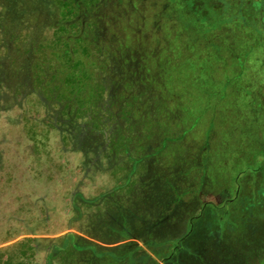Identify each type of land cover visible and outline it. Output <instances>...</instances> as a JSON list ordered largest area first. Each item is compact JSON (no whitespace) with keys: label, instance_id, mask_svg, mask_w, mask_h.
<instances>
[{"label":"rangeland","instance_id":"1","mask_svg":"<svg viewBox=\"0 0 264 264\" xmlns=\"http://www.w3.org/2000/svg\"><path fill=\"white\" fill-rule=\"evenodd\" d=\"M61 1L0 0V248L61 264L70 234L97 264H264V0L212 23L184 0L73 20ZM150 48L164 72L134 67Z\"/></svg>","mask_w":264,"mask_h":264},{"label":"trees","instance_id":"2","mask_svg":"<svg viewBox=\"0 0 264 264\" xmlns=\"http://www.w3.org/2000/svg\"><path fill=\"white\" fill-rule=\"evenodd\" d=\"M92 1H94V0H62L60 3L64 6V8L66 10L64 15L65 16L67 15L68 20H73L74 17H80L81 12L83 11V9H85V7H88L86 5L89 4ZM184 2L186 4L187 3H190V4L192 3L196 7L195 10L192 9V8H191V11L187 10L186 15L189 16V19L192 17L193 14H194L193 16H195V14H198V12H202V14L205 17L204 22L207 21L208 23L209 22L210 23L214 22L215 19L218 20L219 19L218 17H221L219 20L225 19L226 18V14H225L226 10L228 12L229 9H230L231 13L232 12L233 13L241 12V15L243 14L244 17L245 16H251L252 14L254 15L257 12V10H258L257 9L258 8V3L254 2L253 0H201V2L199 0H184ZM230 4H232V9H231ZM83 5L85 7H82ZM178 6H179V4L177 5V8H178ZM199 6L201 7L200 10L198 9ZM174 7H175V8H173V10H175L174 12H176L177 14L181 13V11H177L176 10V6L175 5H174ZM237 7L240 8V10ZM243 7H244V9H242ZM252 10L254 12H251ZM222 12H223V16L221 15ZM248 13H249V15H248ZM177 17L178 16H175V21L178 20ZM236 21L238 22V19ZM238 24L239 25L237 26V34H242L244 28H243V26H241L240 22H238ZM72 25H73L74 29H76L77 32H79V25L77 23H73ZM88 25H89V23H88ZM89 32H90V35H92V31L90 30ZM87 34H88V32L85 34V36ZM93 34H94V32H93ZM250 34H254V33H250ZM76 35L78 37H80L81 40L86 41L85 36H80V34L79 35L76 34ZM60 39L63 40V38H60ZM145 39H147V38H145ZM91 45L92 44H90V46ZM90 49L91 48L88 45V47L85 48V51L90 53L91 52ZM156 49H154V48L148 49L146 51L147 52L146 56H144L143 53H141V52H140V57L139 58H138V55H135L133 57V60H134V63H135L134 67L135 68L141 67L142 72L151 73V72L154 71V69L157 66H159V67L162 68L160 70H163V72H164V69H163L164 66H162V64H161V61H162V59L160 58L161 55H156V56L152 55L154 50H156ZM137 58L139 60H137ZM155 65H156V67H155ZM236 71H238V73H239L240 70L237 69ZM165 76L166 75L164 74V77ZM160 78H162V77H160ZM141 84L143 86V83H141ZM136 85H137V87L139 86L138 83H136ZM153 87L154 88H158L157 85L153 86ZM147 89H151V88L146 87V85H145V90L147 91ZM162 91H164V88H163V90H161V92ZM160 94L158 95V100H160V102L159 101L158 102L160 104L162 102V104H161L162 107L160 108V110L157 113V115L154 114L156 116V118H162V116L165 115V112H166V110H165L166 109V107H165L166 103H165V101L161 100ZM144 95L145 96L140 94V96L135 97V100H137L138 97H146V94H144ZM35 99H37V98H35ZM33 102H35L34 99H33ZM132 115H134V113L133 114L131 113V116ZM249 115L252 117V115H254V114L249 112ZM28 133L31 135L32 139H36L35 130H30L29 129ZM44 145L45 144H41V147L44 146ZM259 194H261V193H259ZM10 236H11L10 234L7 235V237L3 240V244L5 246L0 248V264H32V261H33V259L36 256L33 240L30 239V238H25L24 240L14 242ZM71 236H70V234L66 236V238L64 240V243L62 245V247L64 246L63 249H60V250L57 249L56 250V251H58V253H61L60 255H63V257H64L63 258L64 262L61 263V264H83L84 259L81 257V255H84L85 257H87L86 255L91 256L90 258H88L89 261L88 262H84V263H87V264H94L95 263V264H97L99 262V260L97 258H95V256L93 254H91V250L88 251L84 247V246H88V245H83L82 247L80 246L79 250L75 249L73 244H72V242H71ZM188 237H190V236H187V238ZM91 248H93V247H91ZM177 249L182 251L180 253V257H184L186 255V252H185V250L182 247L177 248ZM95 251H98V249H95ZM64 252L68 253L70 257L66 256L64 254ZM66 257H68V258H66ZM172 258H175V256L171 257V259ZM149 260H150V258H149Z\"/></svg>","mask_w":264,"mask_h":264},{"label":"flooded vegetation","instance_id":"3","mask_svg":"<svg viewBox=\"0 0 264 264\" xmlns=\"http://www.w3.org/2000/svg\"><path fill=\"white\" fill-rule=\"evenodd\" d=\"M113 95V94H112ZM258 95H261V98H259L260 100L259 101H261L260 103V105H261V112H260V116L258 115V117H260V118H264V84H263V86L260 88V91H259V93H258ZM257 95V96H258ZM112 97V96H111ZM260 97V96H259ZM249 118V117H248ZM250 118H256V117H251L250 116Z\"/></svg>","mask_w":264,"mask_h":264}]
</instances>
